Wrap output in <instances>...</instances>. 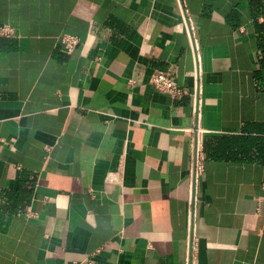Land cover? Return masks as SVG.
Here are the masks:
<instances>
[{"label":"crops","instance_id":"crops-1","mask_svg":"<svg viewBox=\"0 0 264 264\" xmlns=\"http://www.w3.org/2000/svg\"><path fill=\"white\" fill-rule=\"evenodd\" d=\"M180 2L0 0V264H264V0Z\"/></svg>","mask_w":264,"mask_h":264},{"label":"built area","instance_id":"built-area-1","mask_svg":"<svg viewBox=\"0 0 264 264\" xmlns=\"http://www.w3.org/2000/svg\"><path fill=\"white\" fill-rule=\"evenodd\" d=\"M179 12L183 19V24L191 44L192 50L197 55V45L196 37L194 33L192 20L185 8L184 4L177 0ZM0 33L10 34L12 33V27L9 24H3L0 26ZM57 39L61 43L62 49L66 52H71L79 43L78 36L66 32H61L57 35ZM200 76L201 68L199 64L198 57L196 56V62L193 71V86L191 89L187 88L184 85L179 84L172 76L171 72L167 69L154 68L150 74L149 81L153 86L164 93L169 94L174 98H181L184 95H189L192 100V112L195 115L199 114V105H200ZM203 168L202 163V150L200 144L196 141L194 149V159L191 166L190 179L191 184L197 181L199 174ZM106 180L109 182H118L117 176H114L113 172L109 173L106 177ZM194 188V187H193ZM193 188L191 192V199L195 198L193 193ZM91 261L89 258H86L85 264H90Z\"/></svg>","mask_w":264,"mask_h":264}]
</instances>
